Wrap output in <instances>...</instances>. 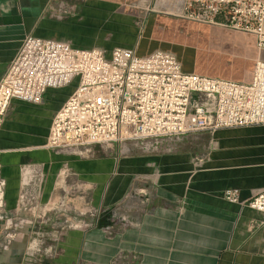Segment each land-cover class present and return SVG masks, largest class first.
Returning <instances> with one entry per match:
<instances>
[{"label":"crops","instance_id":"obj_1","mask_svg":"<svg viewBox=\"0 0 264 264\" xmlns=\"http://www.w3.org/2000/svg\"><path fill=\"white\" fill-rule=\"evenodd\" d=\"M127 1L70 0L73 12L61 18L57 0H0V79L27 36L68 41L81 49L101 47L108 55L116 47L140 56L170 52L168 40L149 47L148 35L137 34L133 15L122 9ZM159 22L169 26L167 20ZM256 56L263 58L264 52L257 50ZM183 69L208 75L187 65ZM254 70L214 77L249 83ZM67 89H49L40 104L13 100L0 131L6 204L15 214L21 212L20 172L26 166L41 169L58 185L64 176L90 187L99 224L61 232L53 239L51 264H109L121 250L135 253V264H264V213L224 197L226 190L237 189L240 200L247 201L264 190V125L187 135L173 152L95 146V156L81 158L45 148L53 118L73 92ZM142 199L145 205L139 204ZM124 202L138 226L117 222L109 236L104 226ZM8 224L0 222V230ZM21 253L13 249L8 255Z\"/></svg>","mask_w":264,"mask_h":264},{"label":"built area","instance_id":"obj_2","mask_svg":"<svg viewBox=\"0 0 264 264\" xmlns=\"http://www.w3.org/2000/svg\"><path fill=\"white\" fill-rule=\"evenodd\" d=\"M194 1L196 11L184 18L201 16L198 10L204 3ZM206 1L209 24L253 36L258 52H264V0ZM57 2V17L73 12L70 0ZM74 82L77 86L53 118L46 149L81 158L95 156V146L173 152L187 135L264 125L261 57L252 81L245 83L186 72L178 57L164 50L140 56L134 49L116 47L108 55L101 47L81 49L68 41L27 36L0 79V131L13 100L40 104L49 89ZM2 155L0 149V213L7 207ZM30 177L22 180L21 204L29 188L40 186L44 174L37 169L34 178L39 184ZM224 197L264 213V190L247 201L240 200L237 189L226 190ZM131 211L125 202L116 206L105 233L112 236L117 222L138 226ZM99 220L98 213L84 227L97 226ZM80 224L75 228H83ZM137 259L135 253L121 250L109 264H135Z\"/></svg>","mask_w":264,"mask_h":264},{"label":"rangeland","instance_id":"obj_3","mask_svg":"<svg viewBox=\"0 0 264 264\" xmlns=\"http://www.w3.org/2000/svg\"><path fill=\"white\" fill-rule=\"evenodd\" d=\"M201 2L204 5L199 7L201 16L198 20L184 18L185 14L196 11L194 0H128L122 9L133 15L137 34L141 38L148 35L149 47L152 44L158 47L157 40L163 45L167 43L168 50L176 54L183 65L204 74L223 77L238 76L252 70L257 58L256 46H252L253 36L214 28L208 23L207 1ZM155 20L157 22L153 23ZM159 20H167L169 26L161 25ZM243 64L244 67H240ZM76 86L77 82H74L68 87V92ZM26 172L32 180L38 179L34 178L37 169L31 167L22 168L21 180ZM59 180L62 185L56 184L57 180H52L49 175L41 183L36 181L40 186L28 189L22 200L21 212L15 214V210L5 207L0 213V222H11L0 230V264L7 260L51 264L53 239L80 221L85 228L96 218L90 187L81 186L78 180L69 183L64 176ZM13 249L19 253L22 251L21 255L10 257L8 253Z\"/></svg>","mask_w":264,"mask_h":264},{"label":"bare ground","instance_id":"obj_4","mask_svg":"<svg viewBox=\"0 0 264 264\" xmlns=\"http://www.w3.org/2000/svg\"><path fill=\"white\" fill-rule=\"evenodd\" d=\"M26 173H28V174H26L25 176H27V177H28V176H29V172H26Z\"/></svg>","mask_w":264,"mask_h":264}]
</instances>
